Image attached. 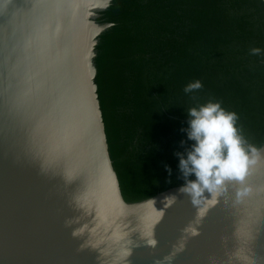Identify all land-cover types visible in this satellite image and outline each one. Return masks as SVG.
<instances>
[{
  "label": "water",
  "instance_id": "1",
  "mask_svg": "<svg viewBox=\"0 0 264 264\" xmlns=\"http://www.w3.org/2000/svg\"><path fill=\"white\" fill-rule=\"evenodd\" d=\"M104 3L0 0V264H264V144L199 206L183 184L123 199L94 82Z\"/></svg>",
  "mask_w": 264,
  "mask_h": 264
},
{
  "label": "trees",
  "instance_id": "2",
  "mask_svg": "<svg viewBox=\"0 0 264 264\" xmlns=\"http://www.w3.org/2000/svg\"><path fill=\"white\" fill-rule=\"evenodd\" d=\"M96 22L112 23L97 37L94 82L126 202L185 183L176 154L195 143L197 103L222 101L247 143L264 144V55L250 54L264 49L263 0H110ZM197 79L203 88L185 94Z\"/></svg>",
  "mask_w": 264,
  "mask_h": 264
},
{
  "label": "clouds",
  "instance_id": "3",
  "mask_svg": "<svg viewBox=\"0 0 264 264\" xmlns=\"http://www.w3.org/2000/svg\"><path fill=\"white\" fill-rule=\"evenodd\" d=\"M109 4L110 0H105L104 7ZM250 54L264 55V49L252 47ZM202 88L203 83L197 79L187 83L183 91L185 94H193ZM193 98L197 99L195 96ZM221 104L222 101L210 99L204 104L197 103V106L188 110L191 119L187 135L195 143L191 150H186V158L181 153L176 154L179 157V170L185 180L178 192L187 194L194 206L201 205V198L206 191L219 197L227 192L228 182L243 185L250 166L261 156V149L247 143L236 127L237 113L226 111ZM166 169L170 174L171 169L168 166ZM191 174L195 175L194 180L188 179ZM248 191L247 187L238 188L237 199ZM170 196L174 198V195ZM172 202L173 200H169V204ZM216 202V199L210 201L212 204ZM204 211L201 210V216ZM191 234L197 235L198 232L192 230ZM151 243L155 246L156 241Z\"/></svg>",
  "mask_w": 264,
  "mask_h": 264
}]
</instances>
